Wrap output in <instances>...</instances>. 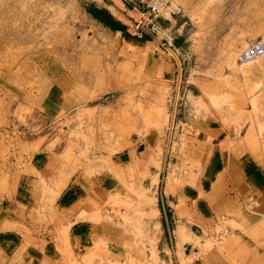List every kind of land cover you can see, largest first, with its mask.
Instances as JSON below:
<instances>
[{
  "label": "rangeland",
  "instance_id": "rangeland-1",
  "mask_svg": "<svg viewBox=\"0 0 264 264\" xmlns=\"http://www.w3.org/2000/svg\"><path fill=\"white\" fill-rule=\"evenodd\" d=\"M239 157L264 173V0H0V264H264V217L221 203Z\"/></svg>",
  "mask_w": 264,
  "mask_h": 264
},
{
  "label": "crops",
  "instance_id": "crops-1",
  "mask_svg": "<svg viewBox=\"0 0 264 264\" xmlns=\"http://www.w3.org/2000/svg\"><path fill=\"white\" fill-rule=\"evenodd\" d=\"M226 146H229L228 141H226L221 147V158L220 156L217 157V153H213L206 159H200V162L203 166L202 177L204 180L206 179L208 185L210 184L214 189L218 187L217 181H215L216 179L214 177L215 172L218 170L221 162L224 163L226 161H224L223 158ZM233 146L240 152L243 149L242 141H237ZM246 163L247 159L243 160L242 157H239L236 162L237 168L234 166L235 163H233V173L235 176L231 178L232 180L230 179V182L228 183L229 178L227 179L226 177H223L218 181V184L220 183L219 186H223L222 188L224 189V191H227L226 197H221L223 199L221 203H225L227 207V209L225 210L229 211L230 214L234 211L238 214L246 213L248 215V218L258 220L264 217V173L262 172L263 169L258 167L256 164L248 165V163ZM188 185L189 186L182 187L181 198L186 203L187 208L189 205L193 207V212L195 213V216H197L198 224L200 226L205 225L204 223L208 222L210 218L212 219L213 215L219 211L217 209V206L215 207L216 201H214L215 203L212 201L211 196L208 194L209 192H207L208 189L203 194H194L193 197L187 198L184 194V189H189V187H191L190 184ZM234 192L236 194L235 197L230 195V193L234 194ZM69 201L70 199L67 198L66 200L60 201L59 208L60 210L62 209V212H65V208H68ZM72 202L73 201H71V203ZM250 208L252 209L251 211ZM178 229H182L184 232V236L189 238V241H185L181 245L184 246L187 244L188 246L190 245L191 248H194L195 246H192L191 242L198 240L195 239L196 235L192 231V228V232H189V230H187L186 228L184 229L183 227H177V230ZM202 229L203 228L201 227V230ZM177 230L175 231V236L178 244L179 241ZM89 235H91V233L86 232V228L84 229V227H78L72 232L68 231V239L70 240L71 246H73V255L79 256L78 252H80L81 255L83 254L84 245H86L89 239L86 237Z\"/></svg>",
  "mask_w": 264,
  "mask_h": 264
},
{
  "label": "trees",
  "instance_id": "trees-1",
  "mask_svg": "<svg viewBox=\"0 0 264 264\" xmlns=\"http://www.w3.org/2000/svg\"><path fill=\"white\" fill-rule=\"evenodd\" d=\"M88 13L91 15V17L96 20L99 24L104 26L105 28H108L109 30L113 32H120L124 36H127L129 40L136 42V43H144L148 41L147 36H142L141 38L137 39L135 37H131L129 35H126L125 33V26L116 22L110 13H108L106 10L101 9H88ZM178 43V42H177Z\"/></svg>",
  "mask_w": 264,
  "mask_h": 264
},
{
  "label": "bare ground",
  "instance_id": "bare-ground-1",
  "mask_svg": "<svg viewBox=\"0 0 264 264\" xmlns=\"http://www.w3.org/2000/svg\"><path fill=\"white\" fill-rule=\"evenodd\" d=\"M254 108V107H253Z\"/></svg>",
  "mask_w": 264,
  "mask_h": 264
}]
</instances>
